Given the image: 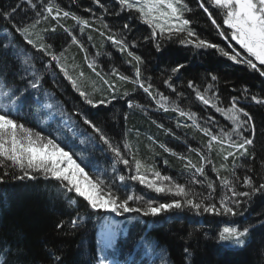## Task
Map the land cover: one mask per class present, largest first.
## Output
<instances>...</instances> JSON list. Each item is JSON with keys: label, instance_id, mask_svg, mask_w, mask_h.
<instances>
[{"label": "trees", "instance_id": "trees-1", "mask_svg": "<svg viewBox=\"0 0 264 264\" xmlns=\"http://www.w3.org/2000/svg\"><path fill=\"white\" fill-rule=\"evenodd\" d=\"M33 3L37 4L36 10L24 5L23 0H0V12L7 13L20 4L14 14L15 20L32 25L28 38L37 43L52 45L57 54L62 48L72 44L64 28L76 34L84 44V49L72 44L70 54L72 57L75 55L76 60L82 67L84 66L86 78L95 77L98 82V90L93 93H90V90L93 91L92 88H95L91 81L85 83L87 87L80 88L86 89L94 101L104 99L108 103L98 107L84 103L83 98L79 97L78 92L63 77L59 67L50 61L46 53L38 52L31 45H27L19 34H15L14 37L8 34L7 29L11 28L14 21L3 18H0V42L8 44V48H0V70L7 75L14 87L23 85L21 73L23 79L30 80L33 76L36 77L41 89L50 95L53 105H57L62 110L61 113L74 120L82 134L89 139L81 145L70 139V136H65L63 143L69 144L73 152L85 160L84 164L87 167H99L105 183L121 199L127 194L143 196L144 200L141 201L144 203L148 199L159 203L183 198L156 194L137 182L127 180L128 170L122 164L114 163L115 157L107 146L100 142L88 126L82 123V119L73 113L79 111L92 119L113 143L122 146L127 142L130 148L121 147V151L130 160L132 156L139 160L143 165L142 171L150 173L149 175L158 171L162 176L171 177L172 182L184 185L198 201L203 196L204 203L214 202L219 205L220 198L227 191L220 183L221 178L235 180L234 186L237 191L247 190L242 187L246 175L252 176L256 183L264 182V107L241 99L240 106L251 111L257 124L255 160L250 157L238 158L233 164L231 158L222 161L217 155L219 146L215 142L212 148L208 149V137L203 132V129L208 128L217 132L220 127H226L229 123L227 117L200 103L193 90L187 87L188 81H194L202 92H206V95L212 98V102L226 108L230 105L231 98L239 96L240 90L244 87H247L250 94L264 95V77L244 64H236L223 57L218 49L185 46L178 42V37H173L172 40L160 39L163 51H156L154 46L156 41L147 39L151 36L153 28L145 24L137 12L121 10L113 0H102L108 9L107 13L92 0H51V3L63 10L90 21L92 27L84 28L83 33L78 31L81 26L71 17H60L57 20L47 13L37 16L41 0H33ZM186 3L192 10L184 13L185 18L191 20L190 28L199 38L216 43L225 50L232 48L242 52L234 41L218 34V30L211 24L207 15L197 6L196 0H186ZM89 8L92 9L91 12L88 11ZM214 9L209 8L217 22L222 24ZM116 12L120 14L116 15ZM105 22L118 36L124 35L129 42L135 41L136 47L130 50L142 57L139 79L145 82V86L148 83L152 84L153 95L159 92L168 97L166 102L168 111H164L157 103L159 96L152 100L147 93L131 82L135 78V68L126 63L130 57L126 53H120L117 47L107 40L109 32L103 27ZM125 23L128 24L127 30L123 28ZM224 27L222 25V28ZM52 28L56 31H50ZM88 36L92 38L87 39ZM18 48L24 49L22 50L24 55H19L21 58L16 59L18 62L15 59H8L7 57L16 55ZM5 52L9 54L5 55ZM93 53L100 54L95 61L96 72H101L99 67L101 65L102 70L108 72L105 76H97L96 72L85 65L84 55L90 56ZM27 57H30L31 66L25 65L24 70H20V63ZM180 63H183L185 68L173 74L171 69ZM41 64L46 65V70ZM111 66L128 76L129 81L109 76ZM212 74L218 77L216 81L210 79ZM104 79L109 84H115V92L103 82ZM168 79L171 80L175 92L164 83ZM209 85L212 87L207 90ZM129 101L133 104L131 108L128 106ZM179 109L195 113L198 127L193 126V121L187 117H180ZM31 124L30 127L38 128L33 122ZM129 152L131 156L127 155ZM249 152H252L251 148ZM201 154H206L212 163L201 161ZM189 161L197 167L204 163L205 176L198 173L194 176L195 170L191 166L186 167ZM130 166L134 168V164ZM4 171H15L17 175L19 174L18 169L10 170L4 167L0 168V175H3ZM89 174L96 178L97 173L89 171ZM121 174L126 176L123 184L118 181ZM35 175L36 179L23 181L11 175L0 183V246L4 248L3 253L7 252V246L11 242H18L26 252L27 260L44 263L46 245L56 244L63 249L66 264H95V257L98 255L96 231L104 213L91 210L82 198L69 199L67 193L59 196L61 189L56 188L55 181L46 179L42 174ZM205 179L206 183L195 182ZM212 182H215L214 192L207 187V184ZM239 199L246 202L239 206L237 212L241 214L236 216L197 214L186 206L182 210H172L158 217L141 215L149 225L145 228L140 217L136 218L132 223L138 227L135 240L140 237H148L154 242L157 240L164 245L167 252L162 254L163 257L168 255L171 264H184L183 248L186 239H191L188 237L191 233L194 238L191 264H264V195H255L250 200L244 197ZM144 203H133L132 206H143ZM77 217L78 225L73 229L69 221ZM57 222L65 225L64 230L55 227ZM229 226L250 228L249 234L242 238L245 241L243 247L237 246L234 242L219 240L218 233ZM129 244L132 245L130 238L126 243L123 242L122 246L127 249L130 247ZM4 259L0 256V260Z\"/></svg>", "mask_w": 264, "mask_h": 264}, {"label": "snow or ice", "instance_id": "snow-or-ice-1", "mask_svg": "<svg viewBox=\"0 0 264 264\" xmlns=\"http://www.w3.org/2000/svg\"><path fill=\"white\" fill-rule=\"evenodd\" d=\"M104 13H107L108 9L102 0H92ZM121 10L135 11L139 14V18L153 28L151 36L147 39H153L156 41L155 49L158 52L163 51V48L159 42L160 39L172 40L173 37H178V42L182 45H192L197 49L211 48L218 49L223 57L236 64H244L247 68L256 71L259 76L264 77V0H196L197 6L203 10L207 15L211 24L218 30V34L225 39L235 41V44L242 50L236 51L229 48L225 50L219 47L216 43L209 42L207 40L199 38L196 33L191 30V20L185 18L184 13L190 12L192 9L189 7L186 0H113ZM23 4L27 5L30 9L36 10L37 4L33 3V0H23ZM206 4L208 6H206ZM17 4L16 7L10 9L7 13L0 12V18L5 20L14 21L11 28L7 29L10 36H19L26 42L27 45H31L33 49L38 52L46 53L50 61L55 62L56 65H60V60L63 56V48L60 53L57 54L50 44L43 42L37 43L33 39H29L28 35L32 25L25 24L22 20H15V13L17 8L20 7ZM215 6V9L223 10L222 24L218 23L213 17L210 7ZM92 11L91 8L88 9ZM47 13L48 16H52L54 19L60 17H71L76 24L81 26L78 31L83 33L84 28H91L92 25L88 19L80 18L74 15L70 11H65L57 5L51 3V0H41L39 10L36 12L37 16ZM119 15V12L115 13ZM47 18V17H45ZM163 19L167 27L164 24L158 23ZM222 25L225 26L222 28ZM103 27L108 30L107 40L116 46L120 53H126L129 60L126 63L133 65L135 68V78L131 80L140 89L147 93L152 100H156L159 96L157 103L164 110L168 111L166 102L168 97L163 93L157 92L156 95L152 93V84L148 83L145 86V82L140 80L141 72L139 65L143 62L142 57L136 55L130 48H135V41L129 42L124 35H117L112 32L108 24L103 23ZM125 30L128 29V24L123 25ZM158 30V31H157ZM50 31L55 32L56 29L52 28ZM99 31V29H97ZM64 32L67 34L72 44L79 45L83 50L84 44L77 38L76 34L70 32L67 28H64ZM104 35V33H100ZM88 36L87 39H91ZM11 43V41H10ZM0 48L7 49L8 44L0 42ZM9 53L5 52V55ZM135 62V63H133ZM23 63L31 66V60L25 58ZM95 62L93 61L89 67L93 72H96ZM42 68L46 65L41 64ZM185 68L183 63L177 64L171 69L172 73H178L181 69ZM19 70V69H18ZM27 71V69H25ZM59 72L63 74L72 85V87L78 92L79 97L83 98V102L93 107H98L108 103V101L101 99L94 101L90 98L88 92L81 90L77 84L76 79L69 74L66 67L60 66ZM83 76L81 72L79 74ZM97 76H101V73L96 72ZM118 77L121 81H129V77L123 75L118 69L113 68L109 73ZM21 79L23 86L14 87L12 82L7 78V75L0 70V168L6 167L10 170H19L17 175L15 171H4L3 175H0V183L4 182L5 177L15 175L17 180L23 181L25 179H36L35 174H42L46 179L56 182V188L61 189L59 196H63L64 193L69 194V199L82 198L87 203V206L95 212H109L116 216H124L125 214H138L144 217H158L172 210H182L185 206L195 213H205L210 215H225L236 216L238 214L237 209L245 200L239 199L240 197L248 198L249 200L255 195H264V182L256 183L252 176H244L242 187L247 190L237 191L234 186L235 180H228L226 177L221 178V185L227 191L224 196L219 200V205L214 202L204 203V197L201 196L199 201L195 198V195L191 194L186 187L180 183L172 182V178L167 175H161L160 172L154 171L149 173L142 171L143 165L139 160H136L134 156L132 159L126 158V154L121 151V147L129 149L130 145L125 142L122 146L113 143L108 135L88 116L77 111L73 115L80 117L82 123L87 125L92 133L96 135L98 140L102 142L107 149L115 157L114 163L122 164L129 172L127 180L137 182L139 185L144 186L146 189L155 192L156 194L170 195L172 197H182L183 199H171L168 202H159L148 199L143 206H132L133 203H138L144 200L143 196H136L135 194H127L123 199L114 192L102 178V174L97 170L96 178L89 174L82 166L83 161L78 162V157L75 156L71 146L63 143L54 134H44L40 131H36L33 127L26 126L20 113L25 108H31V105L36 103L33 98V94L29 89H39L40 84L36 77L32 79H23V73H21ZM212 81H216L218 77L214 74L210 75ZM108 87L115 92V84H109L106 79L103 80ZM165 84L175 92L171 80H165ZM187 87L192 89L195 93L196 99L205 106H209L215 109L227 117L228 124L226 127H220L217 132H213L212 129H203L204 135L208 137L207 147L210 150L215 142L219 147L217 148V155L220 156L222 161H228L232 159L233 164L235 160L244 157H250L255 160L256 150V129L257 124L253 118L251 111L246 107L240 106L241 99L250 104L264 107V95L250 94L247 87L240 90L239 96H233L230 100V105L226 108L219 107L217 103L212 102V98L206 95V92H202L200 88L194 83V81H188ZM211 85L207 90L211 89ZM206 90V91H207ZM235 91V89H234ZM182 95V94H181ZM128 106L131 108L133 104L129 101ZM51 109L53 105L51 103L46 105ZM180 117H187V119L193 121V126L196 125L195 113L186 112L183 109L178 110ZM70 119V117H69ZM245 132L247 135H245ZM63 143V146H62ZM225 144L227 147L225 148ZM252 152H249V149ZM192 151H198L192 149ZM131 156V152L127 154ZM183 159V157H181ZM201 161L207 164L212 162L208 159L206 154H201ZM167 163V162H165ZM204 163L197 167L192 165L191 161L188 162L186 167L191 166L195 171L193 175L198 173L200 176H205ZM134 164V168L130 165ZM224 166V165H222ZM115 171V169H114ZM118 181L123 184L126 181V176L121 174L118 176ZM167 182V183H166ZM196 183H206L205 180H196ZM207 187L212 192L215 191V182L208 183ZM230 193V194H229ZM211 195V193H209ZM78 217L69 221L72 228L75 229L78 225ZM55 227L59 230H64L65 225L62 222H57ZM106 231L102 232L103 237L102 246L99 254L95 257L97 264H120L119 260L109 259V255L106 250L113 252L117 249L118 241L121 237L120 226L114 221H106ZM250 232L249 227H237L229 226L224 227L222 231L218 233L220 241L234 242L237 246H244V239ZM186 239L185 246L183 248L184 264H191V257L193 256V239L192 234L189 233ZM141 242L148 247L144 249L145 254L154 248L160 247V245L153 244L148 237H140L136 244L133 245V251L129 252V256L135 255V249L140 247ZM3 246H0V251H3ZM6 258L0 260V264H39L38 261H29L26 259V252L20 246L18 242H11L7 246ZM46 260L44 264H66L63 249L56 244L46 245L45 247ZM125 264H146L143 258L126 260Z\"/></svg>", "mask_w": 264, "mask_h": 264}, {"label": "rangeland", "instance_id": "rangeland-1", "mask_svg": "<svg viewBox=\"0 0 264 264\" xmlns=\"http://www.w3.org/2000/svg\"><path fill=\"white\" fill-rule=\"evenodd\" d=\"M211 8H215V6H212ZM215 10V12L219 15V18L222 20V17H223V10L222 9H220V10H217V9H214ZM158 23H161V24H164L165 25V27H167L168 26V24H166L165 23V21L163 20V19H161V20H159L158 21ZM235 42V41H234ZM72 44H69V45H67V47H65L64 49H63V56H62V58H61V60H60V65H56V64H54L55 66H58V67H60V66H64V67H66L67 69H68V71H69V74L73 77V79H76V81H77V84L80 86V87H87V84H85L86 82H89V81H91V84H92V86L93 87H95V88H92V90L93 91H91L90 90V93H93L94 91H96V90H98V82H97V79L95 78V77H91V76H87V78H86V74L84 73V70H85V68H84V66L82 67V65H81V63L79 62V61H77L76 60V57H75V55L72 57L71 56V54H70V49H71V46ZM22 50H24V49H22ZM21 49H17V51H16V55L15 54H13V56H11V57H7L8 59H18L19 60V58H21L19 55H24V53H23V51H22ZM59 54V53H58ZM99 55L100 54H98V53H93V54H91L90 56H88V54H85L84 55V63H85V65H88L87 66V68H89V65L90 64H92L93 62L92 61H96V59L99 57ZM30 57H33V56H30ZM30 57H27V58H30ZM35 57V56H34ZM69 57V58H68ZM33 59V58H32ZM70 59V60H69ZM17 61V60H16ZM66 61H68V62H66ZM86 61V62H85ZM18 62V61H17ZM67 63V64H66ZM94 66H96V63H95V65ZM99 67H100V73H101V75L102 76H105L106 74H108V72L106 71V70H102V66L101 65H99ZM112 68H114L113 66H111V69H110V72L113 70ZM83 73V76H80L79 74L80 73ZM109 76H111V75H109ZM54 78V76L52 75L51 76V79H53ZM92 79V80H91ZM96 79V80H95ZM90 89H91V86H90ZM85 91H86V89H84ZM46 94H47V92H46ZM48 96L46 95V96H44V97H42V96H40V97H36V100L37 101H40V102H42V103H45V108H46V110H49V108H47L46 107V105L48 104V103H46L45 102V98H47ZM92 98V97H91ZM36 101V102H37ZM38 104V103H37ZM36 104V106H38L37 107V111L39 112V113H41L42 111H43V108L41 107V105H37ZM52 109V108H51ZM153 109V108H152ZM52 111H54L53 109H52ZM55 114V112H53V115ZM63 120V121H62ZM71 119H61V122H60V126L62 127V128H64V130H67L69 133L70 132H72V131H70L72 128H73V123L70 121ZM59 130H61V129H59ZM73 130V129H72ZM71 135V134H70ZM72 139H74V140H76L79 144H81V145H84V143L85 142H88V136H86V135H84V134H82V131L79 129L78 131H76V130H73V133H72ZM226 146H227V144H225ZM75 156L76 157H78V158H80V156L79 155H77V154H75ZM82 158V157H81ZM78 162H79V159H78ZM99 168V167H98ZM99 173H100V171H99ZM150 174V173H149ZM139 202H141V203H144L143 201H139ZM116 218H117V221H116V223L119 225V223H122L123 225H124V223L125 222H127L128 220L130 221H134V218H133V214H125L124 216H116ZM122 221V222H121ZM142 223V222H141ZM120 226V225H119ZM143 255H145V252H144V254ZM147 255V254H146ZM163 257V256H162Z\"/></svg>", "mask_w": 264, "mask_h": 264}, {"label": "bare ground", "instance_id": "bare-ground-1", "mask_svg": "<svg viewBox=\"0 0 264 264\" xmlns=\"http://www.w3.org/2000/svg\"><path fill=\"white\" fill-rule=\"evenodd\" d=\"M25 68V64L20 63L19 65V69L20 70H24ZM38 89L35 90H29L31 93L37 92ZM29 112L32 116L38 117L40 120H42L39 115H38V111L35 109V107L33 105H31V108H29ZM60 132L69 137V133L67 130L61 129ZM138 216V217H137ZM141 219L142 222V226L144 225L145 228L148 224L147 221H145L144 218L141 217V215L138 214H133V218L134 221L136 220V218ZM133 221V222H134ZM150 223V222H149ZM156 226V225H155ZM151 228H153V226H150ZM144 228V229H145ZM128 234H129V238H130V242H132V245L130 246V248L128 249V254L129 252L133 251V245L136 244V240H135V234L136 231H138V227L136 225H132L131 227H128ZM153 244H159L160 247L154 248L149 250L145 255L144 254V249L147 248V245H140V247H137L135 249V255L134 256H129L132 259H137L139 260L140 258H143L146 261V264H171V262L168 260V255L166 257H162V254L164 255L165 253L167 254V252L164 250V245L162 246L161 243H159L157 240H155V242L153 240H151ZM142 243V242H141ZM6 253H3V251H0V256L3 258H6ZM39 264H44V263H39Z\"/></svg>", "mask_w": 264, "mask_h": 264}]
</instances>
